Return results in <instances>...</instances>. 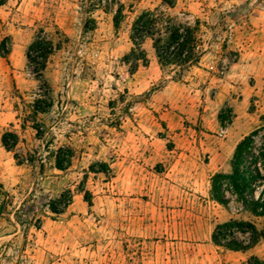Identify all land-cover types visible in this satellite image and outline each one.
I'll return each mask as SVG.
<instances>
[{"label":"rangeland","instance_id":"obj_1","mask_svg":"<svg viewBox=\"0 0 264 264\" xmlns=\"http://www.w3.org/2000/svg\"><path fill=\"white\" fill-rule=\"evenodd\" d=\"M168 1L0 8V264H264V238L214 243L233 220L264 235V218L210 194L238 144L264 137V0ZM143 15L161 40L198 23L199 64L163 68L150 40L136 49ZM38 39L53 46L39 77Z\"/></svg>","mask_w":264,"mask_h":264},{"label":"trees","instance_id":"obj_2","mask_svg":"<svg viewBox=\"0 0 264 264\" xmlns=\"http://www.w3.org/2000/svg\"><path fill=\"white\" fill-rule=\"evenodd\" d=\"M163 1L172 7L168 0ZM7 2L8 0H0V8ZM244 8L245 6H242L239 9ZM151 26L152 22L148 15H143L134 22L132 42L136 49L140 48L143 41L150 40L153 43L157 60L163 68L175 66L184 72L199 64L203 52H200L197 42L200 27L198 23L195 28L167 32L165 40L156 39ZM52 54L53 46L42 39L35 41L29 48L27 61L30 67H34L33 73L37 77L44 72L46 62ZM1 55L5 58L9 52ZM130 56H135L136 62L147 63V58L143 53L136 56V51L133 50ZM128 62L130 63V59ZM153 91L146 96H151ZM221 123L224 124L223 120ZM259 136L260 131H256L238 144L231 162V172L214 175L211 180L210 193L211 199L221 207L229 209L231 202L235 201L243 211L257 219L264 218V137L258 140ZM5 147L7 150L11 149L6 143ZM57 169L66 171L67 167L58 166ZM0 190L3 191L2 185H0ZM246 228H249L250 232L246 231ZM236 229L239 233L248 235L249 239L243 240L238 235L232 234L231 231ZM218 230L219 235L214 236L215 245L234 251H249L264 238L255 225L238 220H233L219 227ZM222 239L231 240V242L223 244Z\"/></svg>","mask_w":264,"mask_h":264}]
</instances>
